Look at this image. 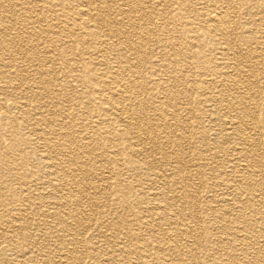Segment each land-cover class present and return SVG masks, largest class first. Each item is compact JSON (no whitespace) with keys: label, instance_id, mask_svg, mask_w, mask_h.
Here are the masks:
<instances>
[{"label":"rangeland","instance_id":"1","mask_svg":"<svg viewBox=\"0 0 264 264\" xmlns=\"http://www.w3.org/2000/svg\"><path fill=\"white\" fill-rule=\"evenodd\" d=\"M24 1L29 8L28 11H31L33 3L29 2L33 0ZM106 1L108 4L109 0ZM110 3L113 5H111L112 14H115L117 8L121 13L116 16L120 18L118 23L111 24L112 22H108L105 17V25H103L100 15L104 12H101L100 15L96 14L95 22L78 21L81 23H76L75 27L81 25L88 28L85 31H78L76 35L59 34L65 30L62 26L53 25L49 28L51 24L40 20L38 23L23 27V30L26 27L28 32H33L34 36L25 35L19 39L15 33L17 29L20 31L22 22L6 19L3 23L0 22V31L5 30L1 34L7 39L0 38L2 44L6 46L5 51H0L2 55L17 59L13 49L18 45L28 48L31 61L40 56L41 52L50 54L54 61L42 68L50 67V71L55 75L60 77L64 75L65 82L72 83L71 85L76 89L71 91L68 88L61 93H55L56 96L44 92L46 94L42 93V98L40 95H35L41 94V91L35 93L27 91L23 94L12 91L4 95L0 93V188L3 193L0 199H4L5 204L8 202L13 204L11 201H15L14 205H18L17 200L22 197V191L30 187L29 193L36 206L34 211L30 209L24 216L25 226L28 229H19V221L12 222V225L8 226L0 221V264L3 258L9 259V263L6 261L8 264H13L11 259L18 253L16 248L32 245H37L41 249L42 255H38L36 260L40 264L43 255L52 258L53 248L56 247V242L53 241L55 237L71 241L74 236V231L69 229L66 231L61 224L55 226L56 222L50 223L54 227L51 228L53 233L31 228L33 223L38 221L35 214L42 209L39 202L44 203L48 197L56 198L52 195L54 180L49 174V168L46 167L45 158L49 156V148L43 149L44 140L35 135H31L32 139L22 135L25 145L21 148L16 147L11 136L12 132L10 133L13 121L9 123L8 119L2 120L1 117L2 113L6 112L4 107L9 106L12 101L18 105L24 103L21 111L12 109L8 112V115L17 113L18 119L15 123L18 124L22 134L30 128L28 124H37L42 118L45 119V124L41 125H47L48 128L47 136L58 142L60 122H69V126L76 125L78 132L75 138L78 139V146L73 151L79 155L77 165L85 169L82 181L90 186L85 194L88 197L92 196L95 204L93 207L91 206L94 204L85 208L88 217L93 218L88 235L91 239L96 233L94 229L96 226H100L104 231V234L100 233L99 236L103 243L98 242L99 247L96 248L103 256L95 260L89 255L88 263L93 261L97 264H107V257L113 259V264L166 263L155 249L156 236L145 234V228L141 227L140 223L135 224L134 221L148 219L147 215H150L148 207L151 206L152 200L148 196L149 192L168 191L169 194L175 192L179 197L167 202V208L162 207L161 213L172 212L175 215L174 220L184 221L193 233L192 236L188 233L181 235L187 243L181 256L185 264H194V260H196L195 264H247V261L250 264H264L263 247L260 245H258L260 247H250L246 244L240 246L234 241L242 234L236 230L241 222L239 213L227 211L226 209L232 210L231 207L221 203V200L233 197L226 188L227 180H233L236 187L242 190L248 186L252 188V194L256 195V203L257 198L262 201L258 208L264 216V0H236V2L235 0H111ZM3 10L5 11L2 9V12ZM72 11L71 6L66 7L65 16L61 19L66 17L73 19ZM59 13L60 11L56 10L53 17H57ZM220 14L226 20L223 27L215 26L210 21V16ZM94 24L102 26L99 33L94 31ZM47 28L50 29L49 31L58 30L59 33L51 36L44 31ZM115 28L117 30L120 28L118 32H125L126 38L124 35L115 39L109 37L111 44L109 49L100 53L101 49L108 46L102 43L103 34L113 33L112 29ZM223 29L229 33L228 38ZM128 35L132 37L129 41H127ZM136 42H139V46ZM142 42L145 44L142 45ZM116 50L120 52L122 63L117 60ZM102 58H107L111 66L116 64L127 66L128 69L124 71L126 78L139 85L150 82L153 78L152 70L167 81L162 85L166 86L165 94L160 95V92L153 89L150 93L135 95L130 108L137 112L140 111L137 103L144 104L146 110L143 115L151 124L148 126L151 130L155 128V135L146 139L147 142L155 138L160 139L165 131L176 144L184 140L181 137L182 133L190 137L189 141H184L183 147L175 146L167 149L169 152L172 151L171 155L177 150L182 152L186 170L181 173L180 178L187 182V185L174 190L175 186L172 184L167 186L164 178L159 177L164 170L161 166V156L165 155V144L160 150L155 147L150 149L151 143L146 144L149 158H143L141 166L135 165L130 169L127 155L121 151V148L128 141L133 143L134 138L128 135L114 144L107 140L109 135L118 140L121 130L122 133L123 129L129 132L130 126L118 121L119 115L115 108L109 107L108 104L101 105L110 98L108 89L99 84V80H93L97 73L100 78L103 72V65L99 64ZM224 62L234 63L233 67H223ZM210 69H215V72H210ZM211 73L216 76L217 83H220L215 90H210L205 81L213 77ZM222 73L235 77V83L228 81L226 75H221ZM55 75L52 76L56 77ZM36 78L43 80V74H37ZM16 79L20 80V77ZM238 83L245 86L248 95ZM45 85L49 86L48 83ZM220 87L222 90L218 91ZM169 93L171 96L174 95L175 106H169L166 102L161 105L159 102L165 101L166 94ZM207 94L211 96L208 107L206 106L208 103L202 101L203 96H208ZM218 95L221 99H218ZM48 96H50L49 101L54 105L50 106L43 102ZM72 97L76 98V105L69 109L70 117L63 119L59 111L63 109L59 108H67V100ZM253 99L257 106L252 109L247 103ZM243 104L248 107L249 118H246L241 109ZM39 105L41 109L38 110ZM103 107H107L109 112L103 113ZM93 114L98 115L90 118L89 115ZM103 117L113 124V131H110L107 123L96 124L95 121ZM229 119L238 123L232 126L228 123ZM69 131L75 133L74 128ZM229 131L236 137L228 136ZM145 132L142 131V138L146 136H144ZM247 132L252 135L253 141L247 140ZM126 134L125 132L124 135ZM122 140L125 143H122ZM234 145L242 150L241 158L243 154L246 155L244 159H239L237 169L226 165V160L232 156L231 149ZM2 152L4 154L8 152V155L5 157ZM52 152L56 153L54 150ZM60 156L66 168L69 157L74 155L67 153V156ZM238 157L234 154L232 158ZM151 159L155 161L147 164ZM109 160L114 161L115 164L111 165ZM167 179L171 181V178ZM95 186L99 188L96 191ZM126 192L130 195L127 198H125ZM185 195L192 205V214L186 218L182 216V208L178 203V200ZM51 198L50 200H53ZM132 201L133 203H128ZM5 219L13 220L7 216ZM78 224L75 223V226ZM259 225L262 228L264 222H260ZM10 226L15 229H10L12 228ZM81 226L85 227V225ZM37 241L42 244H36ZM41 245L45 246V251ZM111 247L114 248L113 252L106 254ZM82 248L80 247V250H83ZM55 255L56 251H54Z\"/></svg>","mask_w":264,"mask_h":264},{"label":"bare ground","instance_id":"2","mask_svg":"<svg viewBox=\"0 0 264 264\" xmlns=\"http://www.w3.org/2000/svg\"><path fill=\"white\" fill-rule=\"evenodd\" d=\"M23 1L24 0H0V10H1L0 13H2L0 15V22L3 23L4 19L8 21L15 20L17 22H22L21 23L22 27H20V31H18L17 29V32L15 33V36L19 37V39L25 37V35L27 37L34 36L33 32H28L26 30V27L23 30V27L28 24L38 23L40 22V20L46 21L47 23L51 24L49 28H52V26L54 25V27L62 26L65 29L61 33H59L58 30L54 31L51 29V31H49L50 29L48 28L45 29L44 31H46L47 33H50L51 36H55L58 33L59 34L67 33L69 35L70 34L76 35L78 31H85V29L88 28V27L85 28V26H81V25L78 27H75L76 23H81L78 21L86 20L87 22H90V21L95 22L97 19L96 14L100 15L101 12H104L102 15H100L101 17L98 16L101 18L103 25H105V17L107 18L108 22H112L111 24L113 23L115 24V23H118V21L120 20V18L118 19L116 18V16L118 14L119 15L121 14L119 13L118 8L115 10L114 12L115 14H112V10H111L112 4L110 3L111 0H109V3H108L109 5L107 4L106 0H55V1L54 0H39V1L33 0L29 2V3H33V9L31 11H28L29 8L26 5L25 1L24 2ZM69 6L73 8V11L71 12V17L73 19L71 18L69 19L68 17H66V19H61L62 17L65 16L64 12H65L66 7L69 8ZM2 9H5L6 13H11V14L6 15V13H4L5 12L4 10L2 12ZM56 10L60 11V13L57 17H53L54 16L53 13ZM70 20H72V22ZM210 21H212L215 24V26H220V27L221 25L223 27V25H225L226 23L224 16L221 14L210 16ZM93 26H94V31L97 33H99L102 29V26L99 27L95 24ZM80 29H83V30H80ZM118 30L115 28L114 30L112 29L113 33L103 34L102 43L104 44V46L105 45H108V46L107 48H104L101 50L99 49L100 53L105 52L107 51V49H109V46L111 45L109 43L110 38L115 39L116 37L120 35H124L126 38V33L118 32ZM4 32L5 30H3L2 32L0 31V38L2 40H7L6 36L1 34ZM146 33L147 32H145V34ZM224 34L227 36V38L230 36L229 33L226 32L225 30H224ZM95 35L98 36L99 34L98 35L95 34ZM131 38L132 37L128 35L127 41L131 40ZM1 39H0V51H3V50L5 51L6 46L2 44ZM136 43L139 46V42H136ZM141 44L144 45L145 43L142 42ZM13 50H14V53L17 59H15L12 56L11 57L4 56L2 55V52H0V93H2L3 95L6 92H12V91H18L19 94L21 93L23 94V92H27V91H30L32 93H35V91H41V94H35V95L37 96L40 95V97L42 98L41 96L42 93L43 94L50 93L56 96L57 93H61L68 88L71 89V91L72 89L76 91L75 87L71 85L72 83L65 82L64 75L61 77L55 75L54 72L52 73L50 71V67L49 69L42 68L48 63H52L54 61V58L51 57L50 54L41 52L40 56H38L37 58L31 61L30 60L31 56H30V53L27 47L18 45ZM14 53H13V56H14ZM115 53L118 58L117 60H120V62L122 63L120 52L116 50ZM99 61H100L99 64L103 65V72L100 78L97 73L95 79L93 80L95 81L96 79L99 80V84L101 83L102 85L106 87V89H108V93L110 97L107 102H103L101 105L108 104L109 107L115 108L119 115L118 121L122 122L124 125L130 126L129 132H127L126 129H123V133L125 134L126 132L127 133L126 135H124L121 130V134L118 140L116 138H113L110 135L107 137V140L113 142L114 144V143L120 142L121 139H123V137H127L128 135L131 136L130 138L132 139L134 138L133 143H130V141L125 143V141L122 140V143H125V145L123 146V148H121L122 149L121 151L127 155V164H128V168L130 169H133L135 165L141 166L142 165L141 162L143 161V158H146V159L149 158L150 155H148V152L146 151L147 149L145 147L146 144L151 143L150 149L155 147L158 150H160L162 146H164L165 144L166 146V150L164 152L165 155L161 156L162 161L159 159V161L162 162L161 166L164 167V170L160 174L159 177L164 178V182L165 184H167V186L171 184L175 186L174 190H178L181 187L187 185V182H185L183 179L180 178L181 173L186 170L184 167L186 166V163H184V157L182 155V152L177 150L176 152L173 153V155H171L172 151L169 152L167 149L169 147H175V146L183 147L184 141H187V140L189 141L190 137L182 133L181 137L184 140L182 142H179V144H176L175 141L172 140V137H170L167 134L168 132L165 131L163 136L160 139L155 138L154 140L147 142L146 139L148 140L149 137H152L153 135H155L154 134L155 128L153 130L150 129L148 125H151V124L147 122L146 117L143 115L146 108L144 107L143 103H137L138 104L137 108L140 111L134 112L130 108L133 105V103L131 104V102L135 95H139L141 93H150V91H152L153 89L160 92V95L165 94L167 89L165 88L166 86H162V85L165 84L167 81H165L164 78L160 77L158 74H156V72L152 70L151 74L153 78L150 80V82L149 83L145 82L143 85L141 84L139 85L135 81L133 80L130 81L128 80V78H126L124 71L128 69L127 66H124L122 64H116L114 66H111L107 58H102ZM224 63L225 65L223 67H228V66L233 67L232 64H234V63H229V62H224ZM37 65L39 66V68H37ZM214 70L210 69L209 71L215 72ZM34 72H36L35 75H32ZM37 74H40V75L43 74L44 81L39 78H36ZM52 75H55L56 77H53ZM211 75L213 77L207 78L205 81L209 85L208 88H210V90H215L216 88H218V84L220 83H217L216 76H214V74L211 73ZM221 75H226L228 81H230L232 84L235 83V77H232L231 75L224 74V73H222ZM18 76L20 77V80L16 79V77ZM28 78L31 80L27 81L26 79ZM45 83H48L49 86H46ZM239 87L243 90V92L246 95H248V91L245 89V86L243 84H239ZM221 90L222 88L220 87L218 91H221ZM173 96H171L170 93L166 94V97H165L166 100L159 102V103L163 105V103L166 102V104L169 106H173V105L175 106L176 102ZM49 97L50 96H48V99L43 100V102L52 106L54 104L52 101H49ZM210 99H211L210 95L208 96L204 95L202 101L204 103H208ZM218 99H221V96L218 95ZM75 102H76V98L72 97V99L67 100V108H59L63 110H59L57 108V110L61 112L63 119L70 117L69 109H72L76 105ZM255 103L256 102L253 99L247 104L249 105L250 108L253 109V108H256L257 106ZM38 104H41V102H38ZM208 105L209 103L206 104L207 107ZM23 106H24V103H20L18 105L16 102H13V101L10 102L9 106L4 107L6 112L2 113V116H1L2 120L8 119L7 121H9V123L13 121V126H10V133L12 132L11 136L13 138V141L16 144V147L18 146V148H21L22 145H25L24 141H22L23 139L21 138L22 135L24 136L27 135L30 137V139H32L31 135H35L39 139L45 141L42 147L43 149L49 148V156H47L46 158L44 157V158L48 160V161L46 160L45 162L46 167L49 168L50 170L49 174L54 180V184L52 185V195L56 196V198L48 197L44 203L43 201L39 202V204L42 206V209L41 211L35 214V216L38 217V221L33 223V226H31V228L33 227L34 229H37L43 232L51 231V233H53L52 229L54 227H53V224L51 225L50 223L56 222L54 224L55 226L61 224L65 230L69 229V230L74 231V236L71 239V241L62 239V238L59 239L55 237L53 241L56 242L55 244L56 247L55 249L53 248V250L56 251V255L54 256V251L52 252V258H49V256L47 255H43L44 258L41 260L42 262L40 264H97V263H93V261L91 263H88L87 259L89 255L95 260H98L99 258L103 256V254L98 252L96 248L99 247L98 242L103 243L102 239H100L99 236H100V233H102L103 235L104 231L101 229L100 226H96L94 228L96 233L91 237V239H90V236L88 235V232L90 231L89 230L90 225H91L90 223L93 222V218L88 217L87 210L85 208L86 206H91L92 204H94V202L92 201V198H93L92 196L88 197L85 194V192L90 189V186H87L82 181V179L84 178L85 169H82L80 165H77V162L79 161L78 160L79 155L73 151L78 146V139L75 138V134L78 132L76 130V125L73 124L72 126H69L68 125L69 122H64V123L60 122V124H58V127H59L58 136L60 137L58 142L51 140L47 136L48 128H47V125H43V126L41 125V124H45V119H42V118L37 124L36 123L28 124L30 128H27L28 130L22 134L19 130L18 124L15 123V121H17L18 119L17 113L16 114L11 113L8 115V112L9 110H12V109H15L19 112V110L21 111L23 109L22 108ZM37 109L38 110L41 109V105H39ZM241 109L244 111L246 118L247 117L249 118L247 105L243 104V107H241ZM107 112H109L108 108L103 107V113H107ZM73 114L74 112H72V115ZM95 115H98V114H93L89 116L90 118H94ZM104 119L105 118L103 117V119L101 120L98 119L95 122L96 124L107 123L110 131H113L114 130L113 124H111L110 122H107V120H104ZM228 123L234 126L238 122L233 119H229ZM120 125L122 124L120 123ZM73 128L75 129V133H70L71 130L69 131V129H73ZM166 128L169 129L168 126H166ZM142 131H146L144 134V136L146 135L144 137L145 139L142 138ZM52 134L53 133L51 132V135ZM228 136L236 137L235 135L231 133V131L228 132ZM238 137H240V135ZM248 139H251L253 141L252 135H250V133L247 132V140ZM52 150H54L56 153L52 152ZM231 150H232V156H230L226 160V165L228 164V166H230L232 169H237L239 159H244L246 155L243 154V158H241L240 154L242 150L235 147V145L232 147ZM67 153L68 155L71 154L74 156L69 157V164L65 168V165L60 155L67 156ZM5 154L4 152H2V155H4L5 157L8 155V152ZM234 154L238 155L239 157L232 158ZM21 158H23V156H21ZM132 158H135V159H132ZM156 159L158 160V158ZM154 161L155 160L151 159L147 162V164L154 162ZM109 162L111 165L115 164L114 161L109 160ZM28 175L29 174L27 173V176ZM176 176H178V178H176ZM167 178H171V181H169ZM226 188L232 194L233 197L225 198L221 200V203H223L224 205L227 204L228 206L231 207L232 210L226 209L227 211H230V212L237 211L239 213L238 214L239 220H241L236 230L239 233L242 232V234L237 236L238 239L234 237L235 238L234 241L238 242L240 246H242V244H246L250 247L260 245L261 247L264 248V226L260 228V225H259L260 222L262 221L264 222V216L261 215V211L258 208V205L262 204L261 199L257 198V203H256V195L252 194L253 193L252 188L248 186V187H245V190H242L241 188L236 187L235 181L233 180H227ZM96 189H99V188H96L95 186L94 190L96 191ZM30 190L31 188L29 187L22 191L23 193L22 197H20L19 200H17L18 205L16 204L14 205L15 201L14 202L11 201L13 204L9 202L5 204V200L2 198L0 199V221L4 222V225L6 226L12 225V222L19 221L20 222L18 225L19 229H24V230L28 229V227L26 228L25 226L24 216L30 211V209L33 210L36 207L35 202L32 201V196L29 193ZM2 194H3L2 189L0 188V197L2 196ZM125 195H127V192ZM129 196L130 195L128 194L125 198ZM148 196L149 198L152 199L151 206L148 207V211L150 213V215H147L148 219L147 220L136 219L134 223L135 224L140 223L141 227L145 228V234H150V235L154 234L156 236L155 244L157 245L155 249L156 251L159 252L158 254H160V258L165 260L166 263L164 264H185L184 258H182L181 256H182V251L186 249L187 243L183 240L182 234L188 233L192 236L193 233L191 231V228L184 221H181V222H179L178 220L175 221L173 218L175 215L172 212L171 214L170 212L161 213L162 207H164V209L167 208V202L171 200H175L179 196L177 197L175 192L173 194H169L168 191L154 192V193L149 192ZM50 198L53 200H50ZM128 203H133V201L128 202ZM178 203L181 205V208H182L181 212L184 218L192 214L191 212L192 205L190 203V199L186 197V195L182 196L178 200ZM131 205L132 204H129V206ZM93 206H95V204L92 205L91 207ZM6 216L13 218V220L12 221L6 220L5 219ZM75 223H79V224L75 226ZM81 225H85V227ZM10 227H12L10 229H15L13 226H10ZM102 235L101 237L105 238ZM178 236H181L182 238L179 237L180 238L179 239ZM106 243L108 244V242ZM36 244L40 245L42 244V242L37 241ZM41 246H42V249L45 251V246L43 245ZM80 247H83L82 248L83 250H80ZM16 250L18 251V253L16 254V257L11 259L14 262L13 264H39L37 263L36 260L38 259V255H42V254L40 253L41 249L37 245H32L31 247H17ZM113 250L114 248L111 247L108 251H106V254L112 253ZM119 253L121 254L120 251ZM191 257L193 256L191 255ZM55 258L59 261H57ZM6 261L9 263V259L5 260V258H3L1 263L8 264ZM106 261H107V264L114 263L111 257H107ZM195 263H196V260H194V264ZM246 263L250 264L249 261H247Z\"/></svg>","mask_w":264,"mask_h":264}]
</instances>
